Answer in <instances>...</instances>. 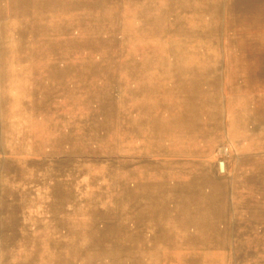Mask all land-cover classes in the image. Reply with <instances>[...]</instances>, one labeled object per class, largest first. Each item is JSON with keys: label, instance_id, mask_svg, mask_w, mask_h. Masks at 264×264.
<instances>
[{"label": "rangeland", "instance_id": "obj_1", "mask_svg": "<svg viewBox=\"0 0 264 264\" xmlns=\"http://www.w3.org/2000/svg\"><path fill=\"white\" fill-rule=\"evenodd\" d=\"M210 88L221 178L161 157ZM0 264H264V0H0Z\"/></svg>", "mask_w": 264, "mask_h": 264}, {"label": "crops", "instance_id": "obj_2", "mask_svg": "<svg viewBox=\"0 0 264 264\" xmlns=\"http://www.w3.org/2000/svg\"><path fill=\"white\" fill-rule=\"evenodd\" d=\"M193 68L203 69L198 70V73H221L219 69L213 70L214 68L210 66H195ZM209 77L208 80L202 77L201 84L212 85L215 82L218 83L220 79L218 75ZM163 79L168 80L165 76ZM193 98L195 101L188 108L184 105L173 104L169 106L167 112L158 110L157 116L160 118L158 128L159 131L163 130V139L160 140V143H166L167 146L172 145L170 150L164 152L161 157L164 160L180 163L196 162L206 169L208 168L210 176L221 178L222 175L211 170L212 159L223 147H228L233 151L229 127L230 112L225 94L222 90L210 88L199 90ZM161 117L167 118L168 121H164ZM161 120L166 123L161 124ZM177 145H181L183 148L180 150ZM158 160L160 161V159ZM161 161L163 160L161 159Z\"/></svg>", "mask_w": 264, "mask_h": 264}, {"label": "water", "instance_id": "obj_3", "mask_svg": "<svg viewBox=\"0 0 264 264\" xmlns=\"http://www.w3.org/2000/svg\"><path fill=\"white\" fill-rule=\"evenodd\" d=\"M126 51V44H125V48H124V52ZM63 107V106H62ZM219 168L223 169V162H219Z\"/></svg>", "mask_w": 264, "mask_h": 264}]
</instances>
